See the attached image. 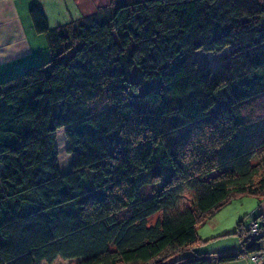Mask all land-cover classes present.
I'll use <instances>...</instances> for the list:
<instances>
[{"label":"trees","instance_id":"trees-1","mask_svg":"<svg viewBox=\"0 0 264 264\" xmlns=\"http://www.w3.org/2000/svg\"><path fill=\"white\" fill-rule=\"evenodd\" d=\"M28 13L49 58L0 77V264L261 261L264 0H109L54 25ZM242 194L256 204L236 247L193 245Z\"/></svg>","mask_w":264,"mask_h":264},{"label":"crops","instance_id":"crops-1","mask_svg":"<svg viewBox=\"0 0 264 264\" xmlns=\"http://www.w3.org/2000/svg\"><path fill=\"white\" fill-rule=\"evenodd\" d=\"M108 1L0 0V77L17 70L27 61L28 57L35 54L34 52L29 55L34 49L35 51L38 50L41 55L47 53L44 36L34 30L29 17L28 8L33 2L41 6L48 24L54 25L71 17L93 12L98 6L108 3ZM50 21L54 22L51 23ZM259 208L264 217V197L260 201ZM227 247L229 246L226 245L222 249H227ZM262 248L264 249V239L262 240ZM200 249L205 250L202 245ZM240 257L234 260H244L248 263V257Z\"/></svg>","mask_w":264,"mask_h":264},{"label":"rangeland","instance_id":"rangeland-1","mask_svg":"<svg viewBox=\"0 0 264 264\" xmlns=\"http://www.w3.org/2000/svg\"><path fill=\"white\" fill-rule=\"evenodd\" d=\"M53 23L52 21H50ZM64 22V21H62ZM60 23V22H59ZM57 24V23H56ZM35 52V54H33ZM229 48L225 46L220 51H202L196 50L195 56L197 63L200 65L208 64L213 68L216 67L217 64L224 61L225 54L228 55ZM33 54V55H32ZM39 51L34 49L31 51L26 60L27 62H42L49 58V54L46 57H43ZM56 146H57V165L61 171L68 170L70 167L71 155L66 151V138L62 129L59 128L56 131ZM190 191H185L179 201V205L182 206L184 204H188L190 202ZM256 204L255 196L251 194H242L241 196L237 195L232 197L224 206L214 212L212 216L207 217L203 222H200L196 225V231L198 235V239L195 244L198 249L202 245L205 250L211 252L212 256L215 254V250H220L225 248L231 249L232 247L237 245V233L233 232L234 227L236 226V222L239 218H242L243 228L248 224L250 219L252 218V209H254ZM160 212H155L149 217V221L152 222L157 216H159ZM254 233V231H252ZM264 251V249H262ZM241 257H248L249 261L246 263L244 260H227L217 264H253L250 261L249 254L242 255ZM240 257V258H241ZM261 261H264V256H259ZM69 259L56 257L51 262H45V264H67ZM215 264V263H214Z\"/></svg>","mask_w":264,"mask_h":264},{"label":"built area","instance_id":"built-area-1","mask_svg":"<svg viewBox=\"0 0 264 264\" xmlns=\"http://www.w3.org/2000/svg\"><path fill=\"white\" fill-rule=\"evenodd\" d=\"M255 224H256L255 222L252 223L251 228H250L251 231H255V229H256V228H255ZM263 255H264V254H260L259 256L262 257ZM259 256H257V255H251V258H252L254 261H257V259H259V258H258ZM256 264H262V261H258Z\"/></svg>","mask_w":264,"mask_h":264}]
</instances>
